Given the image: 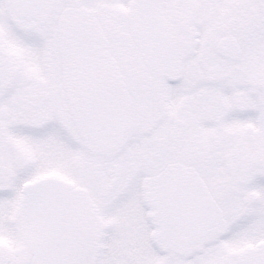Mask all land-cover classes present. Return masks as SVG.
Masks as SVG:
<instances>
[{
  "label": "snow or ice",
  "instance_id": "1",
  "mask_svg": "<svg viewBox=\"0 0 264 264\" xmlns=\"http://www.w3.org/2000/svg\"><path fill=\"white\" fill-rule=\"evenodd\" d=\"M0 264H264V0H0Z\"/></svg>",
  "mask_w": 264,
  "mask_h": 264
}]
</instances>
